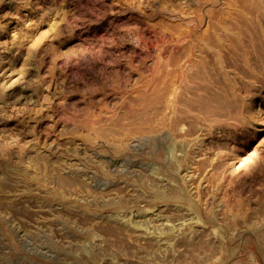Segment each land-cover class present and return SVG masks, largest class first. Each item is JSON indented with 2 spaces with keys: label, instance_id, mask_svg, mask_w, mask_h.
Here are the masks:
<instances>
[{
  "label": "rangeland",
  "instance_id": "obj_1",
  "mask_svg": "<svg viewBox=\"0 0 264 264\" xmlns=\"http://www.w3.org/2000/svg\"><path fill=\"white\" fill-rule=\"evenodd\" d=\"M0 264H264V0H0Z\"/></svg>",
  "mask_w": 264,
  "mask_h": 264
}]
</instances>
